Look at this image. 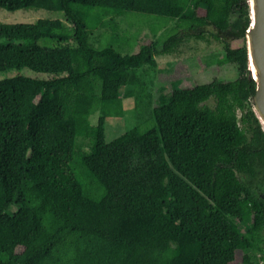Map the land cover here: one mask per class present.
I'll list each match as a JSON object with an SVG mask.
<instances>
[{
	"label": "trees",
	"instance_id": "obj_1",
	"mask_svg": "<svg viewBox=\"0 0 264 264\" xmlns=\"http://www.w3.org/2000/svg\"><path fill=\"white\" fill-rule=\"evenodd\" d=\"M0 8L64 19L0 25V72H31L0 80V264H264V133L247 74V0ZM129 13L164 20L165 31L133 44L139 36L121 27ZM205 28L224 44L218 65L237 77L171 83L153 107L154 56H179L184 32L201 39ZM125 100L135 126L107 142Z\"/></svg>",
	"mask_w": 264,
	"mask_h": 264
},
{
	"label": "rangeland",
	"instance_id": "obj_2",
	"mask_svg": "<svg viewBox=\"0 0 264 264\" xmlns=\"http://www.w3.org/2000/svg\"><path fill=\"white\" fill-rule=\"evenodd\" d=\"M121 27L129 30L130 34L139 36L133 37V44H145L151 40V35L157 31L160 34L165 31L162 27L165 21L152 17L139 16L135 13H129L123 18ZM38 20H64L63 14L60 12H49L45 10H18L8 12L0 8V25H20L34 24ZM121 21V20H120ZM149 22L148 24L146 22ZM169 28V26L167 27ZM205 32V33H204ZM204 35L201 39L193 37L194 32L185 31L184 34L188 38L184 41L180 50L179 56L167 54L155 55V68H147V82H150L149 87L153 94V107L156 106L157 95L171 89V83L176 87H193L195 85L209 84L214 80L232 81L237 75L230 66H219L218 62L224 54V44L221 40L215 39L212 34L215 31L212 28L203 29ZM99 33L94 34V38ZM144 42H143V39ZM42 45H55L51 41L41 40ZM242 44V41H234L232 47H237ZM140 46V45H139ZM139 46L136 47L135 53L138 52ZM18 74L28 75L31 72L27 69L7 72H0V80L12 78ZM208 105L213 107V101H209ZM152 107V108H153ZM133 101H124V116L121 119H108L106 127V141L111 142L125 133L127 130L135 126V117L133 115ZM240 117V112H238ZM97 115L91 119L95 124ZM149 123H145L143 128H148ZM264 239V234H263Z\"/></svg>",
	"mask_w": 264,
	"mask_h": 264
},
{
	"label": "water",
	"instance_id": "obj_3",
	"mask_svg": "<svg viewBox=\"0 0 264 264\" xmlns=\"http://www.w3.org/2000/svg\"><path fill=\"white\" fill-rule=\"evenodd\" d=\"M250 25L245 31L247 74L254 83L252 110L264 133V0H247ZM254 63V71L250 61Z\"/></svg>",
	"mask_w": 264,
	"mask_h": 264
},
{
	"label": "bare ground",
	"instance_id": "obj_4",
	"mask_svg": "<svg viewBox=\"0 0 264 264\" xmlns=\"http://www.w3.org/2000/svg\"><path fill=\"white\" fill-rule=\"evenodd\" d=\"M250 67H251L252 71H254V63L252 60L250 61Z\"/></svg>",
	"mask_w": 264,
	"mask_h": 264
}]
</instances>
